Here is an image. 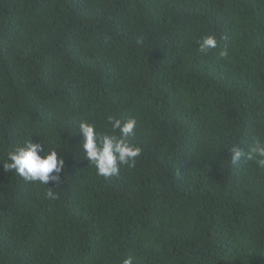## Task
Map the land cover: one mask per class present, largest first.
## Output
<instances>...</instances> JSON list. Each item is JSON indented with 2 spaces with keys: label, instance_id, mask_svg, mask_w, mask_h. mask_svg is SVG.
<instances>
[{
  "label": "trees",
  "instance_id": "16d2710c",
  "mask_svg": "<svg viewBox=\"0 0 264 264\" xmlns=\"http://www.w3.org/2000/svg\"><path fill=\"white\" fill-rule=\"evenodd\" d=\"M109 115L141 155L105 178L79 123ZM256 137L264 0H0V264H264V169L229 153ZM30 139L58 199L4 170Z\"/></svg>",
  "mask_w": 264,
  "mask_h": 264
},
{
  "label": "clouds",
  "instance_id": "9594fccd",
  "mask_svg": "<svg viewBox=\"0 0 264 264\" xmlns=\"http://www.w3.org/2000/svg\"><path fill=\"white\" fill-rule=\"evenodd\" d=\"M216 47V38L205 36L199 42L198 52L207 55ZM226 55V51L220 52L221 57ZM107 123L111 125L110 134L101 135L96 130V125L87 121L79 123V133L82 135L81 147L85 160L95 167L97 175L111 178L119 175L122 166L134 167L141 155V149L129 139L135 135V118L121 121L109 115ZM229 153L230 162L234 166L243 159L252 162L258 169H264V139L253 138L247 151L233 145ZM7 160L8 162H2L6 172L14 171L29 182L46 185L47 191L44 195L47 199L59 198L53 189L63 180L65 160L56 150L46 151L44 142H34L30 139L22 147L9 152ZM123 264H132L131 258L125 259Z\"/></svg>",
  "mask_w": 264,
  "mask_h": 264
}]
</instances>
